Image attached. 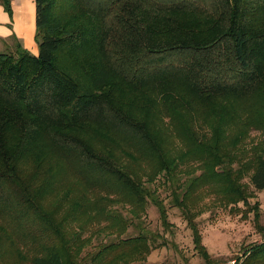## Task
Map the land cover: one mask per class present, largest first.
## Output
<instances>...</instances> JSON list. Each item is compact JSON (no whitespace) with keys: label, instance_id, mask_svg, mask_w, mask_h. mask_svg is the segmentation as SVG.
<instances>
[{"label":"trees","instance_id":"trees-1","mask_svg":"<svg viewBox=\"0 0 264 264\" xmlns=\"http://www.w3.org/2000/svg\"><path fill=\"white\" fill-rule=\"evenodd\" d=\"M35 4L39 53L0 51V264L143 261L163 186L207 264L201 202L248 205L263 238L234 264H264V0Z\"/></svg>","mask_w":264,"mask_h":264},{"label":"rangeland","instance_id":"rangeland-1","mask_svg":"<svg viewBox=\"0 0 264 264\" xmlns=\"http://www.w3.org/2000/svg\"><path fill=\"white\" fill-rule=\"evenodd\" d=\"M8 42L15 50L17 43L13 39ZM4 50H6V47L4 42L0 40V51ZM258 135L259 133L254 132L252 137L255 138ZM243 183L247 185L248 190L254 196L249 199V202L251 204L259 203L262 213L261 223L264 225V190L256 189L249 177H246ZM159 192L167 208L170 226H164L158 208L150 203L147 213L140 222L153 237L151 240L153 249L145 260L132 264H207L196 248L193 230L182 210L171 202V191L163 186L160 187ZM201 205H205V207H203L202 213L199 214L196 221L202 234V243L214 262L234 264L235 259L241 256L246 247L254 242L262 241L263 235L255 226L254 214L249 212L251 208L243 202L236 207L233 205L226 206L220 204L213 195H209L204 198ZM117 208L126 217H129L127 210L122 209L120 206ZM138 232L139 229H136L133 225L130 227L128 234L137 235ZM108 238L110 237L107 233L96 235L92 243L96 246L106 242ZM88 248L87 250L92 249L91 246Z\"/></svg>","mask_w":264,"mask_h":264},{"label":"crops","instance_id":"crops-1","mask_svg":"<svg viewBox=\"0 0 264 264\" xmlns=\"http://www.w3.org/2000/svg\"><path fill=\"white\" fill-rule=\"evenodd\" d=\"M12 9L11 16L0 4V40L8 42L16 36L23 47L37 55L39 46L35 40L37 32L35 0H12Z\"/></svg>","mask_w":264,"mask_h":264}]
</instances>
